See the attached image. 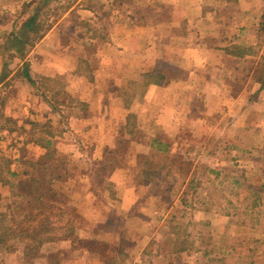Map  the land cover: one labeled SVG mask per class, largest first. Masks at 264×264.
Masks as SVG:
<instances>
[{
	"label": "rangeland",
	"instance_id": "obj_1",
	"mask_svg": "<svg viewBox=\"0 0 264 264\" xmlns=\"http://www.w3.org/2000/svg\"><path fill=\"white\" fill-rule=\"evenodd\" d=\"M159 1L0 0V82L10 72L9 69L14 71L17 67H23L30 70V54L37 38L63 18L70 17L77 25L74 36L80 37L85 29L95 36L108 34L110 18L115 15L112 11L115 10L117 15L131 13L133 17H147L153 23L159 16H175L170 5H161ZM221 1L228 5L237 0ZM28 2H32L31 6L23 9ZM231 7L234 8H229V5L221 10L217 8L214 17L220 25L213 29L212 34L219 39L221 33L227 30L231 40L232 37L236 38V34L241 37V30L249 32L250 46L243 49L237 42L238 48L232 50L254 54L255 58L247 63L251 70L255 67L253 74L249 73L250 79L254 80L257 72L264 70V58L257 59L260 52L264 54V10H257L256 14L241 19L237 13L244 8L241 6L239 10L238 6ZM35 11L37 16L34 28H38L37 33L23 31L22 23ZM261 12L263 15L259 21L263 26L256 32V22ZM81 18L94 23L82 27V24L78 25ZM232 18L236 20L231 23ZM97 20H100L99 23ZM55 28L62 29V23ZM157 29L161 31L160 26ZM19 33H22L23 43L12 42V35L18 36ZM81 38L84 40L85 37ZM233 64L237 72H231L229 78L235 81L232 85L234 88L206 91L196 87L187 91V99L192 101L198 95L196 109L193 110L192 105L187 109L189 117L181 124L179 134L167 139L172 143L170 153L164 155L166 158L156 159L165 167L171 165L172 171H163V179L169 180L162 181L164 186L159 199L161 207L145 208L147 212H156L157 215L163 212L160 219L162 224L157 219H146L144 224L151 231H146L142 236L158 245V253L161 251L162 254L176 255L185 252L184 257L178 255L169 258L170 261L163 262L165 264H264V161L261 157V151H264V95L259 100H253L257 90L238 89L240 83H245L248 71L242 70L246 67L244 63ZM158 80V76L149 75L143 79V83ZM35 81L39 82L41 91L48 90L50 99L57 105L65 79L57 76L50 80L38 78ZM7 85L13 99L17 95L16 85L20 88L16 73ZM3 92H0V98ZM26 93L31 95L32 91L27 90ZM209 93L218 94L210 106L207 103ZM247 95L251 97V103L249 108L245 106L248 116L242 117L237 110L241 102L236 109L231 108V105L237 96L243 99ZM75 104V108H82ZM28 120L27 123L21 119L4 120L0 115V169L4 171V182H0L1 225L14 228L26 215L42 210L36 201L41 197L45 206H50L47 213L54 228L52 234L55 240L42 245L37 253H31L26 242L10 240L0 245V264L124 263L126 259L117 253L123 245L117 243V224L111 222L106 213L117 210L110 207L111 203L107 200V197L117 194L108 179L111 173L117 171V158L124 161L127 156V150L123 147L125 139H119L117 148V135L109 138L101 157L99 154L96 159L81 156L54 157L47 147H43L47 152L42 157L32 150L31 145H27L32 142L35 144L37 139L34 132L44 144L42 138L46 137V133L56 134L63 126L55 123V126L48 129L45 123L36 125L30 118ZM241 130H246L247 136L240 137ZM158 132L161 133V130ZM86 142L83 143L84 147L80 143L74 145L79 149L86 148L87 154L91 149ZM6 169L15 171L17 175L9 176ZM57 174L64 176V180L55 181ZM92 198H95L92 202L93 210L99 214L96 220L81 216V213L86 214ZM153 206L158 207L157 204ZM106 230L108 232L104 233ZM106 237L110 238V242H107ZM175 247H185V250L172 253ZM187 248H190L189 251Z\"/></svg>",
	"mask_w": 264,
	"mask_h": 264
},
{
	"label": "crops",
	"instance_id": "obj_2",
	"mask_svg": "<svg viewBox=\"0 0 264 264\" xmlns=\"http://www.w3.org/2000/svg\"><path fill=\"white\" fill-rule=\"evenodd\" d=\"M256 1L259 0H237L228 5L229 8L238 6L239 10L242 6L244 9L237 14L241 19H246L249 14L264 10V0H260L258 5ZM158 3L170 5L175 16H159L153 23L147 17L137 18L131 13L117 15L115 10L112 11L115 15L110 18L108 34L95 36L85 29L80 34L85 37L84 40L81 36L73 35L77 25L70 17H65L57 23H62V29H56L55 24L37 38L30 54V70L23 67H17L14 71L9 69L10 72L7 71L0 82V88L3 89L0 92L4 91L0 98L2 119H21L27 123L30 118L36 125L47 124L48 129L55 123L62 124L63 127L56 134L48 132L42 138L48 143L47 149L54 157L96 159L99 154L101 157L109 138L117 135V148L119 139H125L123 147L127 150V156L124 161L117 158V171L111 173L108 179L117 194L107 197V200L111 203L110 207L117 210L106 214L111 222L117 224V243H123L117 253L126 259L124 263L117 261V264H165L163 262L170 261L169 258L185 255V252L176 255L158 253V245L152 244L150 239L142 235L150 230L144 224L146 219H157L162 224L160 219L163 212L157 215L156 212H147L145 208L161 207L162 181L169 180L163 179V171H172V167H165L156 159H162L170 153L172 143L167 139L179 134L181 124L189 117L187 109L191 105L193 110L196 109L198 95L192 97V101L187 99V91L196 87L206 91L234 88L232 85L235 81L229 75L237 72L233 63L238 62L244 63L246 67L242 70L248 71L245 83H240L238 89L257 90L253 100H259L264 95V70L257 72L256 79H250L255 67L251 70L247 63L255 58L254 54L232 50L238 46L243 49L250 46L249 32L241 30V37L236 34V38L232 37L231 40L227 30L221 33L219 39L212 34L213 29L220 25L214 17L217 8H225L227 2L160 0ZM262 15L261 12L256 22V32L263 26L259 21ZM83 19L78 23L82 27L94 23ZM235 20L232 18L230 22ZM221 25L225 26L223 23ZM157 26H160L161 31H158ZM260 58H264L261 52L257 56L258 60ZM14 73L18 76L20 88L16 85L17 95L11 99L7 82ZM149 75L158 76L161 81L143 83V79ZM57 76L65 79L58 97L59 109L50 99L48 90L41 91L39 82L35 81L38 78L50 80ZM27 90L32 91L31 95L26 93ZM217 95L208 94V106L217 99ZM239 96L234 98L231 108L236 109L241 102L237 110L242 117H247L246 107H250L251 97L247 95L248 99L246 96L239 99ZM74 102L82 108H75ZM12 104L14 108L11 109ZM247 134L243 130L239 136ZM36 135L34 132L37 139L35 144L32 142L27 145H31L32 150L43 157L47 150L38 144L42 140ZM86 141L91 149L87 154L86 148L83 149ZM79 143L83 145L80 149L75 146ZM261 157L264 161V151H261ZM55 177V181L64 180L61 174ZM94 199H91L86 214L81 213V216L93 217L95 220L99 218L97 211L93 210ZM155 204L158 207L153 206ZM109 239L106 237L107 242H110ZM187 249L189 251L190 248Z\"/></svg>",
	"mask_w": 264,
	"mask_h": 264
},
{
	"label": "trees",
	"instance_id": "obj_3",
	"mask_svg": "<svg viewBox=\"0 0 264 264\" xmlns=\"http://www.w3.org/2000/svg\"><path fill=\"white\" fill-rule=\"evenodd\" d=\"M32 2H28L23 6V9H27L31 6ZM37 12L35 11L28 19L27 21H24L21 25V29L23 31L27 30V32H33L37 33V27L34 28V23L36 20ZM22 33H19V35H12L11 41L17 42V43H23V40L21 39ZM159 82L161 81L158 80ZM149 81H147V84ZM38 144L41 147H47L48 143H44L42 141H38ZM3 172L0 169V182H4V178L2 177ZM6 172L9 176L15 177L17 174L15 171H12L10 169H6ZM217 174V173H216ZM37 203H39V206L42 208V210L38 211L37 213L33 215H26L24 220L18 222L16 227H6L2 226L3 220L0 219V245H5L10 240H16L18 242H26V244L29 246V249L34 253L39 252L41 249V246L50 243L51 241L55 240L53 237L52 232L54 231V228L52 227V222L50 221V215L47 213V211L50 209V206L44 204L43 199L41 197H38L36 199ZM35 219H37L36 223H34ZM174 245L176 241H173ZM50 249V248H49ZM185 247H175L171 250L172 253L184 251ZM211 252H208L207 254H210ZM120 254V253H119ZM222 261V260H220ZM112 262V261H110ZM109 262V263H110Z\"/></svg>",
	"mask_w": 264,
	"mask_h": 264
}]
</instances>
